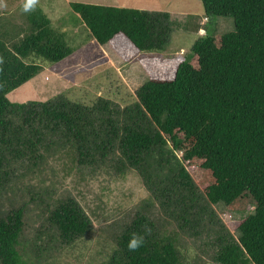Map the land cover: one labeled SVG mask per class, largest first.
Returning <instances> with one entry per match:
<instances>
[{
	"label": "trees",
	"instance_id": "16d2710c",
	"mask_svg": "<svg viewBox=\"0 0 264 264\" xmlns=\"http://www.w3.org/2000/svg\"><path fill=\"white\" fill-rule=\"evenodd\" d=\"M201 2L205 35L186 57H143L150 78L125 108L103 98L83 105L64 94L10 103L8 94L42 71L38 59L58 64L73 51L35 1L23 26L16 12L0 19V201L11 207L0 216V264H38L30 257L36 249L41 264H49L52 240L67 250L91 234L90 217L67 198L48 207L54 234H45L46 245L29 243L26 205L14 207L18 199L11 197L22 178L11 181L15 173L8 169L18 162L33 168L53 147L91 177L136 172L151 194L147 203L178 231L213 230L216 264H264V0ZM71 8L91 40L111 46L127 63L170 45L175 23L168 13L83 3ZM218 18L233 19L235 31L211 34L208 24ZM193 19L186 25L193 23L196 32ZM219 204L246 214L235 227L238 237L224 224L214 230ZM134 235L143 242L130 250ZM177 238L176 229L138 212L115 234L106 264H191Z\"/></svg>",
	"mask_w": 264,
	"mask_h": 264
},
{
	"label": "rangeland",
	"instance_id": "374dc122",
	"mask_svg": "<svg viewBox=\"0 0 264 264\" xmlns=\"http://www.w3.org/2000/svg\"><path fill=\"white\" fill-rule=\"evenodd\" d=\"M25 1L0 0V19L16 12L17 23L23 26L26 18ZM34 1L49 16L52 28L66 36L73 53L58 64L38 59L37 64L42 67V71L36 78L8 94V100L13 104L46 102L64 94L83 105L91 106L99 98H103L125 108L133 103L138 89L150 78L142 65V58L150 55L170 60L186 57L191 54L199 36L205 35L201 29L208 23L201 0ZM72 3L168 13L170 21L175 23L172 26L170 45L164 53L145 52L134 62L127 63L111 46H101L91 40L79 15L71 8ZM193 18L197 21L196 32L192 31L193 23L191 26L186 25ZM207 29L211 34L221 36L234 32L235 25L233 19L218 18L211 26L208 24ZM53 148L33 168L27 162H18L14 166L11 164L8 169V172L15 173L11 181L16 182L17 178H22L14 187L17 195L11 194V197L18 199L14 201V207L26 205L29 243L46 245L49 239L45 238V234H54L47 223L48 207L53 208L62 199L76 200L90 217L93 227L91 234L67 250L52 240L47 263L106 264L109 254L115 248V234L130 223L138 212H142L154 216L157 226L176 229L178 246L191 264H216L213 230L210 227L207 230L199 227L197 230L178 231L176 223L173 227L172 222L157 207L147 203L151 194L136 172L115 174L109 171L102 176L91 177L88 176V170L79 172L70 156L58 154L56 152H60L59 148ZM61 150L64 152V148ZM189 170L193 172V169ZM21 186L20 192L18 189ZM31 194L37 198H32ZM6 198L10 200L8 196ZM10 208L2 199L0 216H4ZM215 211L219 224L214 230H219L221 224H224L238 237L235 227L246 214L230 212L223 204L215 206ZM39 254L36 249L30 257L38 259V264H41Z\"/></svg>",
	"mask_w": 264,
	"mask_h": 264
},
{
	"label": "clouds",
	"instance_id": "9594fccd",
	"mask_svg": "<svg viewBox=\"0 0 264 264\" xmlns=\"http://www.w3.org/2000/svg\"><path fill=\"white\" fill-rule=\"evenodd\" d=\"M34 3V0H28V3L25 5V11H29L32 7V4ZM142 238H138L134 235L133 239L129 243V249L135 250L142 244Z\"/></svg>",
	"mask_w": 264,
	"mask_h": 264
},
{
	"label": "crops",
	"instance_id": "0c3cea01",
	"mask_svg": "<svg viewBox=\"0 0 264 264\" xmlns=\"http://www.w3.org/2000/svg\"><path fill=\"white\" fill-rule=\"evenodd\" d=\"M148 5H149V4H148ZM151 5H153V4H151ZM153 6H154V5H153ZM151 8H152V7H151ZM156 9H158V8H156ZM139 10H140V9H139ZM145 11H146V10H145ZM151 11H153V10H151ZM201 31H204V34H205V32H206L204 29H203V30L201 29ZM201 36H203V35H201Z\"/></svg>",
	"mask_w": 264,
	"mask_h": 264
}]
</instances>
